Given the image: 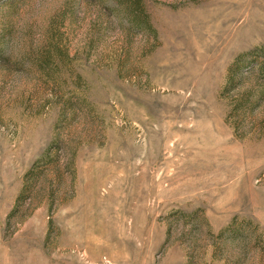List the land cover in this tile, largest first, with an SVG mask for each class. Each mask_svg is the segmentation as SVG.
<instances>
[{
	"label": "rangeland",
	"instance_id": "rangeland-1",
	"mask_svg": "<svg viewBox=\"0 0 264 264\" xmlns=\"http://www.w3.org/2000/svg\"><path fill=\"white\" fill-rule=\"evenodd\" d=\"M263 66L264 0H0V264H264Z\"/></svg>",
	"mask_w": 264,
	"mask_h": 264
},
{
	"label": "trees",
	"instance_id": "trees-1",
	"mask_svg": "<svg viewBox=\"0 0 264 264\" xmlns=\"http://www.w3.org/2000/svg\"><path fill=\"white\" fill-rule=\"evenodd\" d=\"M248 56L249 57H253L254 54L251 52L249 54L243 55V57L241 59H239L238 61H241L243 59H246ZM237 66H238V63H237V65H234L230 69V71H229V76H228L229 83L233 82V80L235 79V77H236V75L238 73V69H236ZM263 67L261 68V71H263V69H264ZM245 96H243V98L240 99L239 102H238V104H237V108H238L237 110H238L239 114L242 113L243 111L253 109L255 107V105H256L255 102H251V101L247 103L246 100H248V99H245ZM248 105H249V107H248ZM251 225H252L251 222H246V223H240V224H238V221L235 220V222L231 225V227L229 228V230L223 232L222 235H224V236L225 235H228V238L227 239H230V240H233V241H240V242L246 243V240L249 237H251L250 239H252V237H253V232H252L251 236H249V237H247V235L245 234V232L247 231V227L250 228ZM262 251L264 253V246L262 247Z\"/></svg>",
	"mask_w": 264,
	"mask_h": 264
}]
</instances>
